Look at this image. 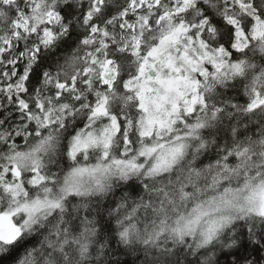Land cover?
<instances>
[{
  "label": "snow or ice",
  "instance_id": "1",
  "mask_svg": "<svg viewBox=\"0 0 264 264\" xmlns=\"http://www.w3.org/2000/svg\"><path fill=\"white\" fill-rule=\"evenodd\" d=\"M33 5L29 95L34 75L53 79L39 71L40 53L60 35L75 34L91 59L86 88L79 72L70 86L56 73L57 89L79 93L83 119L72 133L61 140L48 129L64 120L36 113L14 136L0 132V264H84L109 250L126 257L115 264H137L140 252L145 264H164L177 249L183 264H264V0H90L81 33L67 0ZM224 88L235 95L210 107ZM58 150L62 174L46 173L45 157Z\"/></svg>",
  "mask_w": 264,
  "mask_h": 264
},
{
  "label": "trees",
  "instance_id": "2",
  "mask_svg": "<svg viewBox=\"0 0 264 264\" xmlns=\"http://www.w3.org/2000/svg\"><path fill=\"white\" fill-rule=\"evenodd\" d=\"M67 2L72 4L75 9V15L70 21V24L73 26L72 30L74 33H81L83 32V24L78 21V17L81 11H86V8H82L81 5H87L90 3V0H67ZM113 2L115 3L116 0H113ZM119 2L122 3L123 0H119ZM60 6L63 7V3H61ZM20 8L21 1L19 0H15L8 5H4L0 2V47L4 41L8 40L11 42L8 50L3 51L0 57V112L4 113L3 117H0V132L8 131L14 136L17 127L19 126L23 129V126L29 122V117L34 113L44 116L50 114L53 120H64L65 126L63 129H56L55 125H52L48 129V131H55L60 136V139L63 140L65 136L76 129L78 121L83 119V110L81 104L75 99V96L79 94L78 92L72 91L70 87L63 90L56 88V73L57 71H61L62 74L59 76L60 82L67 83L70 86L72 84L71 76L79 72L77 83L80 88H86L87 85L81 82V77H83L82 69L86 66L85 58H87V61L91 59V57L87 55L89 48H85L83 45L79 44L75 34L71 37L60 35V39L52 47L44 49L40 53L43 59L39 71L49 73L53 79H51L49 83H37L36 76L34 75L32 82L28 85V87L33 89L32 93L29 95L24 87L25 80L23 78L27 75L25 69L30 71L31 66L36 62L34 57L35 44L39 40L36 29L40 27V22L34 18L37 13L33 10V4L30 10L24 8L23 11L25 12V18L27 20L26 30L18 32L17 36L13 37L16 30L14 25L18 21L17 14ZM60 27L61 25L57 21L50 25V28ZM108 30L110 32L113 31L111 28ZM57 34L59 35V33ZM40 35H42V31ZM99 43L100 41L97 40V44ZM89 47H91V45ZM77 49H79V51H77ZM74 54L78 55L81 59L77 62L75 68L68 69L67 75H65L63 73L66 68V63ZM96 54V51L93 49L92 56ZM14 61V68H16L17 72L19 71L20 74L11 78L3 77V72L9 68L10 62ZM41 79L43 80V77ZM37 89L39 90L38 92L36 91ZM229 94L235 95V90L232 88L221 89L214 98L208 100L209 106L211 107L215 103L223 107L224 101L228 98ZM40 104L43 105L42 109L37 107V105ZM24 105L30 106L31 112H29L28 108L24 107ZM64 105H67L68 109L62 110ZM73 111L76 112L75 116L71 114ZM4 120L8 121L6 125L3 124ZM32 123L33 125L35 124L34 119ZM222 123L226 125L227 120H224ZM206 131L216 133L217 130L216 128H212L206 129ZM45 134H47L46 131ZM35 139L36 137L33 133L29 138V143L34 142ZM11 142L12 141H9V143ZM17 147L19 149H25L27 147L23 138L19 140ZM44 163L46 165V173L62 174L64 170L60 150L50 157H45ZM93 204L99 207L103 204V200H93ZM229 236H231V233H229ZM225 243V238L221 236L216 245L217 250L219 251ZM97 247H99V245H97ZM161 247H164V245H161ZM223 250L227 249L225 248ZM69 251L71 252V249ZM138 254L140 255V260L137 261V264H145L143 252ZM157 255L158 253L155 251L152 252L153 257ZM125 258L126 257L120 256L119 254L113 255L112 251L109 250L107 255L102 254L99 260L96 258L95 253H91L85 258L84 264H115L116 260H123ZM184 258L185 253L177 249L173 256L164 257L163 262L164 264H183ZM132 259H135V254L132 256ZM61 264H63V261H61Z\"/></svg>",
  "mask_w": 264,
  "mask_h": 264
},
{
  "label": "rangeland",
  "instance_id": "3",
  "mask_svg": "<svg viewBox=\"0 0 264 264\" xmlns=\"http://www.w3.org/2000/svg\"><path fill=\"white\" fill-rule=\"evenodd\" d=\"M15 0H2L1 3H3L4 5H8L13 3ZM21 1V8L20 11L17 14V19L18 21L15 23L14 27H15V34L13 35V37H16L18 32H23L26 30V26H27V20L25 18V12L23 11L24 8L27 10H30L33 4L32 0H19ZM56 22L55 20L53 21V23ZM11 42L10 41H4L0 47V57L3 53V51L8 50L9 46H10ZM14 62H10V66L7 70H5L3 72V77H13L16 75L17 73V69L14 68Z\"/></svg>",
  "mask_w": 264,
  "mask_h": 264
},
{
  "label": "clouds",
  "instance_id": "4",
  "mask_svg": "<svg viewBox=\"0 0 264 264\" xmlns=\"http://www.w3.org/2000/svg\"><path fill=\"white\" fill-rule=\"evenodd\" d=\"M201 159H202V157H201ZM123 190H124L123 189V186H117L116 189H115V191H114V196L118 197L123 192ZM204 199H207V197L206 196H201L199 198V200L196 201V203H201V202H203ZM196 203H194L192 201H189L188 204H187V206L184 207V208H182V209H180V211H182L185 215H187L196 206ZM147 222L149 224H151L152 223V219L149 218ZM161 245H163V244H161Z\"/></svg>",
  "mask_w": 264,
  "mask_h": 264
},
{
  "label": "water",
  "instance_id": "5",
  "mask_svg": "<svg viewBox=\"0 0 264 264\" xmlns=\"http://www.w3.org/2000/svg\"><path fill=\"white\" fill-rule=\"evenodd\" d=\"M2 0H0V2H1Z\"/></svg>",
  "mask_w": 264,
  "mask_h": 264
}]
</instances>
